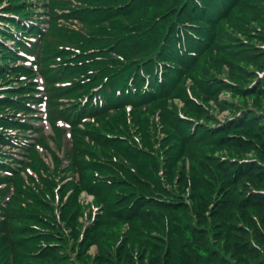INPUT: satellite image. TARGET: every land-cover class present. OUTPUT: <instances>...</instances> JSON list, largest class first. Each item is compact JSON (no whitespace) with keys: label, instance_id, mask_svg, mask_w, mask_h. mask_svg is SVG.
<instances>
[{"label":"trees","instance_id":"16d2710c","mask_svg":"<svg viewBox=\"0 0 264 264\" xmlns=\"http://www.w3.org/2000/svg\"><path fill=\"white\" fill-rule=\"evenodd\" d=\"M206 1L213 5V9L219 6L218 0ZM85 2L96 7L86 13L89 14L88 26L96 30L95 22H101V19L105 18L111 10H103V6L109 5L108 0H85ZM240 5H242V0H236L234 10L241 7ZM247 6L250 7L252 4H247ZM145 7L134 0L127 8L134 15L131 21L138 28L140 36L149 35L162 20L166 27L169 26L171 16L166 13L155 22L156 26H151V15L147 13ZM203 19L205 22H199L181 11L176 20L175 32L168 31L164 35L158 44L156 55L158 62L169 63L171 68H178L179 65L183 67L188 55L183 51L181 53L178 48L181 40L179 26L184 21L198 25V30H192L191 37L196 40L192 50L197 53L201 49L199 42L202 39L205 47L201 49L199 58L185 65V76L187 78L194 76L192 79L194 86L201 81L203 82L200 85L207 87L213 83L210 89V99H215L214 96L216 97L218 91L233 88L235 85L223 81L220 76L204 79L199 78V73H195L200 63L205 61L206 64L208 59L216 56L224 46L220 43L222 34L220 23H214L210 17H203ZM112 24L113 26L118 25L116 22ZM148 27L152 29L149 30ZM181 27L183 31L184 27L182 25ZM251 57L257 58V55ZM153 68L154 66L150 65L149 69ZM167 68L164 66L163 83H153V92L141 96L142 100H154L153 107L167 101L172 94H177L178 89L175 90V88L171 93L168 92L169 80L165 76ZM263 70L264 66L258 72ZM248 73L254 74L253 79L248 81L246 87H237L236 90L256 95L255 97L264 95V89H262L264 79L260 86L250 88L252 81L258 78V74L254 71ZM184 86L185 83L182 80L179 92L182 97L186 96ZM239 112H242L241 117L236 116ZM231 113L235 116V120L228 121L219 130H209V127L203 125L207 132L212 133L208 137L216 139H211L210 142L232 148H243L244 144L249 143V139L240 132H247V135L252 136L256 142L262 139L260 143L264 147V110L257 104L240 103ZM201 115L202 112L199 114L200 118ZM218 122L215 120L207 124ZM2 137L1 135L0 138ZM89 137L95 145L87 147L84 143L79 145L78 142L74 148L72 168L79 173L80 183L79 185L74 183L73 188L77 189L83 185L90 191L93 185L91 182L96 179L95 171L110 175L112 185H108V190L104 194L106 200L104 202L102 199L99 200L105 206V215L101 216V220L93 226L92 229H95L89 231L91 239L79 246L81 249L78 250L77 262L73 261L68 254L69 247L67 246L63 252L51 254L52 263L50 264H248L244 260H254L249 264H264V231H262L261 224L255 222L258 214L251 211L264 210V193H261L264 192V161L260 157L234 156L228 153L213 157L207 155L208 163L201 162L191 174H185V170L182 169L185 177L179 176V179L174 180L175 184L170 187L172 168L180 158L176 156V153L174 154V151H179L177 144L184 145L183 141L176 144L172 142L174 137H167L158 150L164 157L162 161H164V177L167 182L162 184L160 177L154 174V169L158 170L162 163L158 157L142 151L133 153L128 147L123 148V141L114 139L108 142V139L98 132ZM2 141L7 143V139ZM147 143L153 146L152 142ZM107 150L112 151L113 155H121L127 163L130 160L135 162L137 168L135 174L140 181L132 174L131 168L122 162L110 163L107 167L101 166L99 160H105L104 154ZM231 152L233 153V150ZM86 155L90 157L88 161L84 159ZM223 157L228 159L222 161ZM232 158L256 160L240 165L231 162ZM211 160L213 168L210 166ZM199 167L201 171H196ZM85 182L87 184H84ZM252 183L257 185H252ZM44 185L49 188L53 187L54 183L52 180H44ZM49 191L51 192L35 193V198L44 202L54 194L52 188ZM141 192L144 194L140 195ZM187 196L189 203L185 199ZM121 197L122 202H119ZM209 198L211 201L207 204ZM75 199L76 196L71 197L69 204L71 205L72 202L75 204L77 202ZM80 211L82 210L79 206L76 212L70 210L67 212L68 224H73L74 219L80 216ZM11 222V220L4 222L0 230L5 233L6 242L1 248H3L2 251L7 252V258L9 253L16 256L18 248L27 246V244L22 245V241L29 240L27 237L23 238L17 230V228H22L23 222ZM126 222L129 227H126L122 233H118L122 238L120 243L116 241L115 245H109V247L101 243L98 236L99 228L113 227L114 224L123 226ZM20 238L23 240L15 242ZM96 243L99 244L98 253L95 257L88 256L83 245L89 246ZM75 244H77V239ZM35 245L33 243L32 246ZM7 258L2 260L6 261Z\"/></svg>","mask_w":264,"mask_h":264},{"label":"rangeland","instance_id":"374dc122","mask_svg":"<svg viewBox=\"0 0 264 264\" xmlns=\"http://www.w3.org/2000/svg\"><path fill=\"white\" fill-rule=\"evenodd\" d=\"M35 1H39L40 3H37L40 5L42 4L43 0ZM247 4H252V6L248 7ZM240 6L241 7L236 8L229 17L225 18L220 23L222 26L220 43L224 45L222 49L217 52L216 56L210 57L206 64L204 61L200 63V66L198 65V67L195 69V73H199V78L213 79L215 76H220L221 78L226 79L227 83L235 86L230 89L226 88L223 91H218L216 97L214 96L216 100L213 98L205 100L196 91L195 86L197 84L195 86L194 84L191 85L194 76H190L185 83L186 91L188 87H190L192 89L193 95L197 98L196 100L204 103L202 108L201 106L197 105L195 100H193L192 105L189 104L191 111H193L190 112V114L197 115L195 113V109H197L196 107L202 108L203 111L201 120L203 122L205 121L206 124L207 122H212L215 120H224L240 103H248L252 105L257 104L264 110V95L255 97L256 95L254 96L250 93H241L236 90L238 89L237 87L244 88L248 81L253 79L254 74L248 73L249 71H254L256 73L264 66V0H242V5ZM40 12L42 13V9H40ZM60 34H62V31L57 29L54 25L52 27V33L45 39V41H56V37H58ZM234 50H236V52H233ZM253 55H257V58L251 57ZM200 84L201 82L198 83V86L202 87ZM54 94L55 92L53 95ZM187 99L190 98L187 96ZM182 100L183 99H179L177 101L167 100L159 103L160 105H156L150 110H147L138 123H132L131 128L126 126L128 117L127 113L124 111L114 113L113 117L109 120L111 122L107 123L106 127H104L103 124L97 126L101 129V136H104V134L106 136H119L118 132L115 130L118 128V125H121L126 130V133L123 135L137 136L143 144L148 145L146 142H157L161 139V136H165L164 134H161L162 128H164L163 123H165L162 117H165L168 120L170 116H173L172 111L187 109L188 106L186 107ZM240 134L245 135L244 137L249 139V143L244 144L243 148H232L225 145H217L214 144L215 142H210V140L187 145L185 150L180 155V158L172 168L173 171L169 186L171 187L172 184L174 185V180L179 179V176L183 178L185 177L186 173L191 174L201 162L208 163L206 158L207 155H211L213 157L228 153L234 156L245 155L252 158L260 157L264 161V147L260 143L262 139H258V142H256L252 136L247 135V132H240ZM232 150L233 153L231 152ZM115 158L123 159L121 155H115ZM99 163L103 167L110 165V162L104 159H100ZM210 166L212 168L214 166L212 160ZM210 166L208 167L210 168ZM182 169L185 170V174H183ZM252 185L257 184L252 183ZM83 192L84 191L80 192L76 196L77 202L75 204L72 202L70 205V199H68L66 202H59L57 197L48 198V200L44 203H40L42 207V213L30 214L31 216L23 221L22 228L20 229L19 234L22 235L23 238L30 236V238H28L29 240H23V238H20L15 241L17 242L19 240H23L22 245L27 244V246L24 248H18L16 251L32 247V240L33 236L35 235L36 239H43L48 236L52 238V236H54V240H52V242L60 245L64 244L61 234L65 228L67 230V237L70 236L71 239L73 238V243H76V239L79 240V230L82 229V223L85 220L82 214L84 212L87 215V211L89 210V205L85 207L81 203L83 201L85 204V201L81 199H83V197L89 196L87 193ZM70 196L74 197L72 194H70ZM210 201L211 199L209 198L206 203L210 204ZM79 206L82 210L80 211V216L74 219L72 225L68 224V218L67 216L65 217L66 213L69 210L71 212H76ZM93 206L97 208L94 203ZM251 211L255 214H258L255 217V222L260 223L262 231H264V210L257 209ZM61 222L65 224V227L60 226ZM117 225L115 226L114 224L113 227L105 226L98 229V236L103 245L108 247L109 245H115L117 243L116 241L118 236L120 239V234L118 233H122L127 225ZM58 233H60V235ZM42 244L43 243H41V245ZM98 247L99 244L97 243L87 246V255L91 257L95 256L98 253ZM77 248L80 247L77 246ZM56 252L58 253L59 250ZM6 254L7 252L4 250L0 252V264L4 263L2 259H4ZM244 262L249 264V262H254V260H244ZM46 263L50 264L52 262L51 260H47Z\"/></svg>","mask_w":264,"mask_h":264}]
</instances>
